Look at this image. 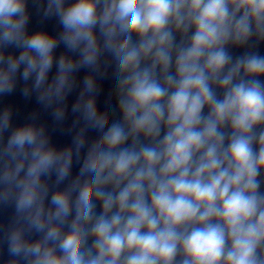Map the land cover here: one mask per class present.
<instances>
[{"label": "clouds", "instance_id": "9594fccd", "mask_svg": "<svg viewBox=\"0 0 264 264\" xmlns=\"http://www.w3.org/2000/svg\"><path fill=\"white\" fill-rule=\"evenodd\" d=\"M262 48L264 0H0V264H264Z\"/></svg>", "mask_w": 264, "mask_h": 264}, {"label": "water", "instance_id": "95a60500", "mask_svg": "<svg viewBox=\"0 0 264 264\" xmlns=\"http://www.w3.org/2000/svg\"><path fill=\"white\" fill-rule=\"evenodd\" d=\"M36 19H37L36 17L33 18V26H36ZM47 28H48V30L54 32L56 30L55 22L54 21L49 22L47 24ZM261 51L264 52V48H262ZM110 85H111V81H105L104 82L105 95H106L107 90L109 89ZM73 98H70V100ZM100 99H101V107H103L104 95H102ZM0 103L12 104L15 107V109L17 110V116H16L17 122H24L27 115L37 107L34 99L31 101L25 100L21 96L19 90H17V92L14 93L12 96L5 97L2 100H0ZM40 118H41V120H45V121H48L49 123H51V117L47 113H41ZM53 141L58 146H63V145L70 142V136L65 134V133H62L60 131H56L53 134ZM75 170L76 169L74 168V173H75ZM7 215H8L7 212L0 213V216H2L4 219L7 218Z\"/></svg>", "mask_w": 264, "mask_h": 264}]
</instances>
